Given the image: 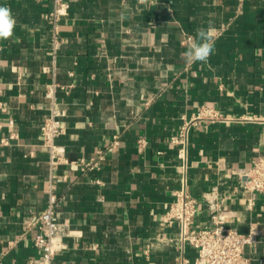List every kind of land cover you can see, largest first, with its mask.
I'll return each instance as SVG.
<instances>
[{
    "label": "crops",
    "instance_id": "1",
    "mask_svg": "<svg viewBox=\"0 0 264 264\" xmlns=\"http://www.w3.org/2000/svg\"><path fill=\"white\" fill-rule=\"evenodd\" d=\"M65 1L55 39L52 0H0L17 19L0 42V264H38L36 230L22 228L49 194L67 229L52 264H194L165 220L183 186L192 228H214L219 214L252 230L244 254L264 264V194L240 176L264 158V0ZM209 23L215 51L188 66L182 54ZM53 105L64 128L54 164L40 139ZM201 108L227 119L191 129L183 169L171 139ZM99 152L97 168L82 165Z\"/></svg>",
    "mask_w": 264,
    "mask_h": 264
},
{
    "label": "built area",
    "instance_id": "2",
    "mask_svg": "<svg viewBox=\"0 0 264 264\" xmlns=\"http://www.w3.org/2000/svg\"><path fill=\"white\" fill-rule=\"evenodd\" d=\"M52 10L46 18L52 23L53 32L56 39L60 21L67 16L69 4L65 0H52ZM62 112L56 106H51L50 115L40 128V139L42 144L50 152L51 162L54 164L58 159V151L55 139L64 133L61 124ZM218 110L214 108H201L199 112L190 117L182 118L178 135L171 139V143L178 147V158L185 169L187 161L188 138L191 129L202 122H216L226 120ZM1 144H6V140H1ZM116 140L112 145H116ZM103 160V155L99 152L96 158L87 162L82 161V165L90 169L97 168L99 162ZM240 176L246 179V189L250 192H261L264 194V158L259 159L249 170H242ZM213 194H205L204 199L210 207L213 206ZM55 197L49 194L48 202L44 210L26 224L23 225V235L36 230L33 235V245L41 251L38 264H52L55 256L54 242L67 235V229L54 220ZM254 205L252 199H248L247 207L250 209ZM197 215L196 200L192 198L184 189V186L175 194L174 202L165 214V220L176 223L179 226L180 243H187L193 248L197 257L194 264H251L245 256L244 249L253 241L252 230L249 234H240L234 229L223 226L219 219V214L212 217L215 227L212 229L192 228L191 224Z\"/></svg>",
    "mask_w": 264,
    "mask_h": 264
},
{
    "label": "clouds",
    "instance_id": "3",
    "mask_svg": "<svg viewBox=\"0 0 264 264\" xmlns=\"http://www.w3.org/2000/svg\"><path fill=\"white\" fill-rule=\"evenodd\" d=\"M17 19L8 5H0V42L13 38ZM217 29L211 23L197 29L195 37L190 38L187 50L182 54L188 66L195 63H207L215 51ZM0 51H3L0 48Z\"/></svg>",
    "mask_w": 264,
    "mask_h": 264
}]
</instances>
